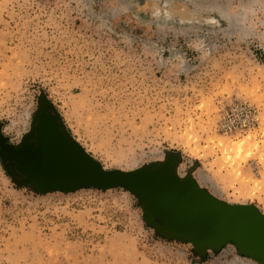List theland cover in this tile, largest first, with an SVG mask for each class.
I'll return each mask as SVG.
<instances>
[{"label":"rangeland","instance_id":"rangeland-1","mask_svg":"<svg viewBox=\"0 0 264 264\" xmlns=\"http://www.w3.org/2000/svg\"><path fill=\"white\" fill-rule=\"evenodd\" d=\"M104 169L177 159L264 213V0H0V127L42 98ZM0 264H261L162 236L122 187L37 191L0 159Z\"/></svg>","mask_w":264,"mask_h":264},{"label":"water","instance_id":"water-1","mask_svg":"<svg viewBox=\"0 0 264 264\" xmlns=\"http://www.w3.org/2000/svg\"><path fill=\"white\" fill-rule=\"evenodd\" d=\"M41 106L20 144L7 143L0 127V159L14 181L42 192L122 187L138 197L146 221L162 236L188 241L197 251L231 241L240 254L264 264V213L253 205L221 201L193 177H180L173 156L132 170L104 169L75 139L58 133L59 116L45 114L55 111L45 97Z\"/></svg>","mask_w":264,"mask_h":264},{"label":"flooded vegetation","instance_id":"flooded-vegetation-1","mask_svg":"<svg viewBox=\"0 0 264 264\" xmlns=\"http://www.w3.org/2000/svg\"><path fill=\"white\" fill-rule=\"evenodd\" d=\"M39 112H41V110L39 111ZM38 112V113H39ZM37 114V113H36ZM45 114H47V115H49V116H56V117H58V115H57V113L54 111V110H52V109H47V110H45ZM36 116V115H35ZM46 119H48V120H50L51 121V119H50V117H46ZM38 121V120H34L33 121V123H32V125H31V127L33 126V124L34 123H36V122ZM56 122H57V124H59L58 125V133H62V134H67L66 133V130H65V128H64V126H63V124H62V121H61V119H60V117L58 118V120H56ZM30 130H31V128H30ZM30 133V131L27 133V134H29ZM29 136V135H28ZM28 141H27V143L28 144H35V140H33V139H31L30 137H28ZM17 175L19 176V177H22V174H20V173H17Z\"/></svg>","mask_w":264,"mask_h":264},{"label":"bare ground","instance_id":"bare-ground-1","mask_svg":"<svg viewBox=\"0 0 264 264\" xmlns=\"http://www.w3.org/2000/svg\"><path fill=\"white\" fill-rule=\"evenodd\" d=\"M196 181H197V183H200V181H201V177L197 176V177H196Z\"/></svg>","mask_w":264,"mask_h":264}]
</instances>
